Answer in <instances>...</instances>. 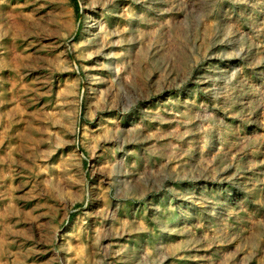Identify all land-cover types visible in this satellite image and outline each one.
Here are the masks:
<instances>
[{
  "label": "rangeland",
  "instance_id": "374dc122",
  "mask_svg": "<svg viewBox=\"0 0 264 264\" xmlns=\"http://www.w3.org/2000/svg\"><path fill=\"white\" fill-rule=\"evenodd\" d=\"M0 264H264V0H0Z\"/></svg>",
  "mask_w": 264,
  "mask_h": 264
}]
</instances>
